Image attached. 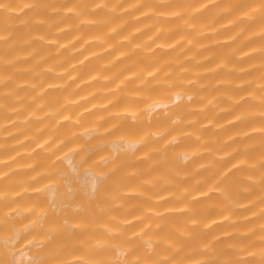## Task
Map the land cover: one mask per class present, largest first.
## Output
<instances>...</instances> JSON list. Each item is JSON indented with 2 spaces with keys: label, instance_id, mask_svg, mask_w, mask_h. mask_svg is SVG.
Segmentation results:
<instances>
[{
  "label": "bare ground",
  "instance_id": "6f19581e",
  "mask_svg": "<svg viewBox=\"0 0 264 264\" xmlns=\"http://www.w3.org/2000/svg\"><path fill=\"white\" fill-rule=\"evenodd\" d=\"M0 264H264V0H0Z\"/></svg>",
  "mask_w": 264,
  "mask_h": 264
}]
</instances>
